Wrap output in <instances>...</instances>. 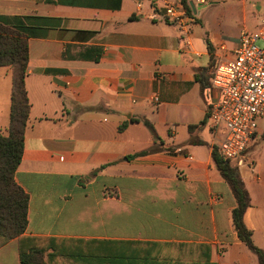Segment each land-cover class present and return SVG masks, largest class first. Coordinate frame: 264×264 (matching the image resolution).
Masks as SVG:
<instances>
[{"label":"crops","instance_id":"1","mask_svg":"<svg viewBox=\"0 0 264 264\" xmlns=\"http://www.w3.org/2000/svg\"><path fill=\"white\" fill-rule=\"evenodd\" d=\"M140 1L143 12L163 4L0 0V23L29 47L31 107L15 174L29 197L25 236L115 264H260L234 229L237 204L212 156L220 135L206 121L213 71L240 35L199 10L240 8L246 19L255 3L185 0L198 16L187 45L176 27L142 16ZM12 86L1 67L0 135ZM239 172L250 197L244 223L264 252V168ZM0 264H20L16 239L0 246Z\"/></svg>","mask_w":264,"mask_h":264},{"label":"trees","instance_id":"2","mask_svg":"<svg viewBox=\"0 0 264 264\" xmlns=\"http://www.w3.org/2000/svg\"><path fill=\"white\" fill-rule=\"evenodd\" d=\"M182 1L193 14L187 2ZM28 62L29 47L26 37L18 30L0 23V68H9L13 80L10 124L7 135H0V246L16 239L20 264H50V258L58 254L59 250L54 242L43 244L25 236L29 197L15 181V174L22 161L31 107L25 85ZM207 119L209 113L206 121ZM146 125L152 129L148 123ZM212 156L237 204L232 211L234 229L240 241L257 256L260 264H264V252L254 244L252 231L244 223V215L250 207V197L242 181L239 165L236 161L224 160L216 147ZM49 249L53 250L52 254H47ZM46 255L49 256L48 262L45 261Z\"/></svg>","mask_w":264,"mask_h":264},{"label":"built area","instance_id":"3","mask_svg":"<svg viewBox=\"0 0 264 264\" xmlns=\"http://www.w3.org/2000/svg\"><path fill=\"white\" fill-rule=\"evenodd\" d=\"M141 15L153 22H164L178 29L186 44L197 20L182 0L150 2ZM209 120L218 137L215 147L226 161L246 166L242 158L259 133L257 120L264 117V19L254 33L244 29L232 57H220L212 74ZM154 101H158L154 98Z\"/></svg>","mask_w":264,"mask_h":264},{"label":"rangeland","instance_id":"4","mask_svg":"<svg viewBox=\"0 0 264 264\" xmlns=\"http://www.w3.org/2000/svg\"><path fill=\"white\" fill-rule=\"evenodd\" d=\"M253 3H255V8H249V10L252 11L246 14V19H244L245 14L240 8L230 14L226 8H210V5L207 4L204 8H200L199 10L203 22H209L211 25L221 27L225 33L238 36L244 29H247L250 33H254L261 26V20L264 19V0L248 1L250 7ZM195 17L197 18L198 16L195 15ZM231 39L232 42H235L236 38ZM256 123L259 133L262 132V135L252 140L251 145L242 158L246 166H248L249 163H253L256 165L257 169L261 170L264 168V117L258 119ZM220 137L223 138L222 134ZM102 257L103 258L98 257L95 254L90 255L88 253L79 252L77 249L73 248L71 251L58 253L52 256L50 258L52 260L50 264H115L119 262V260L112 259L111 256ZM128 257L129 256L126 255V258ZM45 261H49L48 255L45 256Z\"/></svg>","mask_w":264,"mask_h":264},{"label":"water","instance_id":"5","mask_svg":"<svg viewBox=\"0 0 264 264\" xmlns=\"http://www.w3.org/2000/svg\"><path fill=\"white\" fill-rule=\"evenodd\" d=\"M193 10H194V7L192 6Z\"/></svg>","mask_w":264,"mask_h":264}]
</instances>
